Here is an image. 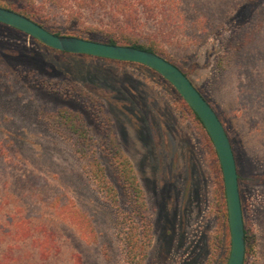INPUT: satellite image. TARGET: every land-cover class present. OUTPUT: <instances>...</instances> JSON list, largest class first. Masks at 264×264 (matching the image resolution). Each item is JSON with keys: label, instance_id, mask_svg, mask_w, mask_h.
I'll return each mask as SVG.
<instances>
[{"label": "rangeland", "instance_id": "374dc122", "mask_svg": "<svg viewBox=\"0 0 264 264\" xmlns=\"http://www.w3.org/2000/svg\"><path fill=\"white\" fill-rule=\"evenodd\" d=\"M246 1L225 0V25L205 39L190 16L216 0H181L179 20L155 4L142 31L159 36L165 26L164 58L225 126L248 233L245 264H264V30L257 26L251 55L232 48L249 17L235 20ZM32 2L0 6L40 13L34 20L55 34L109 42L84 28L107 22L103 15L82 25L44 0ZM184 101L146 66L60 52L0 24V264H227L222 168ZM63 110L80 118L87 138L66 127ZM124 159L139 185L135 196L123 182ZM99 167L118 201L101 187Z\"/></svg>", "mask_w": 264, "mask_h": 264}, {"label": "trees", "instance_id": "16d2710c", "mask_svg": "<svg viewBox=\"0 0 264 264\" xmlns=\"http://www.w3.org/2000/svg\"><path fill=\"white\" fill-rule=\"evenodd\" d=\"M31 1L34 2V0ZM44 2L49 3L52 6L64 11L66 16L70 20L82 25L86 24V19L90 15H98V16L103 15L104 17H106L107 22L103 21L102 19H99L100 23L98 26L85 25L84 27L85 30L88 33L97 32L106 36V38L109 40L108 43L110 44L133 46L143 50L154 52L163 57L166 51L162 44L161 36L163 34L162 38H164L165 26H162L163 30H161L159 37L157 34H151V33L148 34L142 31L144 27L143 22H148L154 18V14L157 6H160V10H162L163 12L164 10L163 5H168L170 9H172V14L174 11L177 12V10L179 11L181 10V8H179L181 7L180 5L181 0H44ZM224 2L225 0H216V3H211L212 5H210V2H207L206 5H204L207 13L205 14L198 13L201 12L202 10L200 6L199 10H195L191 14L190 16L191 26L197 27L203 31V35L199 36L198 38L205 39L209 37L211 33L216 32L218 28L225 25V23H223V19L221 18V11L224 8L223 5ZM159 3H161L162 6L161 4L159 5ZM259 3L264 4V0H247L246 4L244 5L242 4L241 7L237 10V14L239 16L238 18L235 19L236 21H240V19H242V16H244L245 13L249 16L246 19H243L242 22L240 23L239 29L241 33L240 36L242 37L241 40H239V42L236 43L235 46L232 45V48L234 47L235 49L233 52L237 53V55H239L240 57H242L243 55L252 54L253 51L252 45L255 44V39L257 38L256 36H254L256 33L255 30L257 29V26H259L260 30H264V11L259 13L255 12V5ZM155 4H157V6H155ZM179 11L177 12L176 15V19L178 20L180 17ZM27 13L28 14H22V15L32 19L35 22L36 20H34V18L39 19L40 18L39 16L41 15L38 12L35 13V11L33 12L28 11ZM170 18L171 17L168 16V20ZM164 22L165 19H163V22L161 24H164ZM217 24H222V25H217ZM167 38L170 39V35L167 36ZM247 73H249V71H247ZM256 80L257 79H254V82H256ZM246 88L249 89V86L246 85ZM250 90H254V89H250ZM177 94L181 97V95L178 92ZM187 106L189 110L194 114L195 119L206 131L199 117L195 114V112L190 108L188 104ZM61 116L64 119L67 128L76 131L83 138H87L86 130L84 129V126L81 124V120L77 115H74L68 110H63L61 112ZM208 138L212 144V140L210 139L209 135ZM121 167H122V176L124 177L123 182L127 184V187L130 189V191L134 196L135 193L139 194L140 193L139 185L133 173L132 165L128 161V159L123 160V162L121 163ZM98 180L100 181V185L102 188L107 187L109 189L111 194L110 196L114 199V201H118L117 192L115 193L114 188L111 187L110 184L107 182V179L105 177V171L102 167H99ZM129 241L131 242L132 250H133V248L135 247L132 244L135 242L134 236H131ZM247 242H248V233L246 230V244Z\"/></svg>", "mask_w": 264, "mask_h": 264}, {"label": "water", "instance_id": "95a60500", "mask_svg": "<svg viewBox=\"0 0 264 264\" xmlns=\"http://www.w3.org/2000/svg\"><path fill=\"white\" fill-rule=\"evenodd\" d=\"M0 24L14 28L54 50L146 66L168 81L199 117L222 168L228 208L231 250L227 264H245L247 244L236 156L221 119L189 77L163 56L128 45H115L50 32L32 19L0 7Z\"/></svg>", "mask_w": 264, "mask_h": 264}]
</instances>
